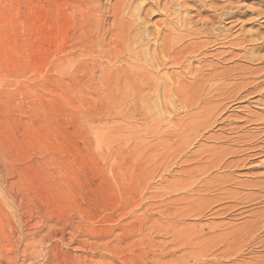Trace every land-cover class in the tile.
<instances>
[{
  "label": "rangeland",
  "instance_id": "1",
  "mask_svg": "<svg viewBox=\"0 0 264 264\" xmlns=\"http://www.w3.org/2000/svg\"><path fill=\"white\" fill-rule=\"evenodd\" d=\"M91 2L0 0V264H43L34 250L120 264L101 248L150 243L173 245L184 264H264V0L176 1L190 49L181 65L146 60L158 81L192 83L170 101L107 95L113 77L81 47L100 21ZM148 18L162 28L160 12ZM10 226L38 242L8 250Z\"/></svg>",
  "mask_w": 264,
  "mask_h": 264
},
{
  "label": "bare ground",
  "instance_id": "2",
  "mask_svg": "<svg viewBox=\"0 0 264 264\" xmlns=\"http://www.w3.org/2000/svg\"><path fill=\"white\" fill-rule=\"evenodd\" d=\"M113 1H114L113 3L111 2L112 5H110V6L106 5V7L108 6L106 8L100 3V0H92L90 7L93 8L94 12L96 13V16H97V14H98V16H100V21L99 22L96 21L97 24L95 26H87L85 28V30L83 28L84 34H83L82 38H83V40L85 39V44H83V46H81L83 50L87 49L90 51H95V53H92V55H91L93 58L92 64L95 65L96 69L100 72V75L101 76L103 75V77L106 78L105 81L110 80V83H111V76L113 77V80L111 83L112 86H110L111 84L107 85V87L110 89V90H108V92L106 91L107 95L114 96L118 99L139 98V100L143 99V97H146V96L150 97V94H152V95L154 94L156 96L161 95L166 100L167 99L171 100L172 95H175L176 98L178 96H180L181 95L180 92L183 89L188 88L189 84L192 85L190 80H189V82L184 81V80H186V78L182 74H180L181 73L180 72L178 74L177 73H171V74L168 73L170 75L167 76L166 79H165V77H163L162 80L158 81L159 77H161V76H159V77L152 76L150 73L151 71H149L150 68L147 67V65H146V62H147L146 60H148V59L154 60L153 64L151 62V66L154 64H157V63L160 64L162 62H163L162 64H164V62L166 63V61H168V60L172 61V63L174 65H181L182 60H183V56H181V55L184 54V51H188V49H190V48H188L189 45H187V44H186V46L181 45V41L184 38H186L187 36H189L190 33L186 34V35L181 34V31L186 30V26H187L186 24L189 22H187L188 20H186V22H187L186 23L185 19L182 17L183 15L181 16L180 6H179V3L176 2L177 0L173 1L171 4H168L169 1L167 2V0H166L159 7H158V3L155 4L156 5L155 7L154 6L152 7V5L147 6V5H149V1L145 2L146 0H140L136 4L134 3V0H113ZM111 3H109V4H111ZM55 7H56V5H55ZM63 7H64V5H63ZM108 8H110V9H108ZM86 9H89V8L86 7ZM90 11H91V9H90ZM106 11L107 12L110 11L109 13H111L112 20L109 22H106L107 18L105 19L104 17H101V15H103V12H106ZM92 12H90V13H92ZM94 12H93V14H94ZM157 12H160L162 15V19H160V23L163 26L160 30L157 29L155 31V29L152 30L149 28L150 25L148 26V22L146 19H149L148 17H150V16L151 17L154 16L155 14H157ZM187 12H189V11H187ZM79 13H82V12H79ZM222 13H223V11H222ZM85 15L88 17L87 14H85ZM96 20H97V18H96ZM78 21H79L78 26L79 25L81 26V25L87 23V21H85L84 18H81V20L79 18ZM199 31L198 32L196 31V32L199 33ZM183 33H186V32H183ZM107 35H109V40L106 38ZM110 40H112V41H110ZM109 45H111L110 49L108 48ZM180 45L182 46L181 48H179ZM190 45H192V44H190ZM66 53H68V52H66ZM125 56L127 57V59L130 60L127 63L125 61L121 60V58H124ZM160 56H161V58H160ZM98 57H100V58H98ZM69 59H71V58H69ZM117 62H120V63L116 64ZM189 73H190V71H189ZM209 73L208 72L206 73L207 76L208 75H209V77L213 76L212 72L210 73L211 75ZM163 74H164V72H163ZM206 74H205V77H207ZM108 75H110V76H108ZM214 76H215V74H214ZM199 77L202 80L201 77H204V76L202 75ZM220 77H222V76H220ZM73 79H75V78H73ZM192 79H194V78H192ZM197 79L198 78H196V80ZM207 80L208 79H206V81ZM194 81L195 80H193V83H194ZM95 86H97V85H95ZM152 89H153V91H152ZM149 91L151 93H148ZM179 98H181V96ZM173 119H174V117H173ZM18 225H20V224H18ZM27 227H29V226H27ZM51 227H53V226H51ZM163 228H164L165 234L167 236H169L168 235L169 231H172V234L170 235L171 240L169 241L170 244L172 245L176 239L175 237H178L177 234L175 235V233H177V232L174 231V227L172 225L171 226L166 225ZM34 238H35V234L33 232H31V230L29 231V229L26 227L24 228L21 226H15V227L10 226L8 228V230L6 231L5 235L3 236V241H4L3 245L8 246L7 247L8 250H9V247L12 248V245H14V243L17 246L22 242H25L26 246L28 245L30 247H33L32 243L38 242ZM39 238H40L39 242H41V241L44 242V240H47L46 235H40ZM190 238H191V236L189 237V239ZM186 241H187V239H186ZM164 242H165V240H164ZM179 243H181V242H179ZM190 243H191V241H190ZM184 244H186V243H184ZM189 245L191 246L192 244H189ZM181 246H182V244H181ZM46 247H48V245ZM101 247H102V245H101ZM169 248L170 247H166L165 244L163 246H160L158 244L150 243L146 246H143L142 248H138L136 252H131L129 254L117 253V251L111 247H108V248L102 247L101 251H103L105 253L108 252L111 256H114V258L116 260L120 261L119 262L120 264H121V262L124 264H184L185 261L183 262V260H185V259L180 260L179 258L174 256V253H176L175 247H173V245H172V247L170 249ZM34 256H40L41 259L44 260V262H41L43 264H81L78 261L79 258H81L80 255L72 254V253L70 254L69 252H64L61 255V254H57L55 252L52 253L50 250H45L43 252V254L40 255V254H38V252H35V250H34ZM95 256H97V255H95ZM208 256H210V255H208ZM92 257L93 256H91V259H93L95 264H104V260H107V257H105L103 255V253H101L99 255V257H97V261H96V259H94ZM191 257H192L191 255L186 256L185 257L186 261H188L189 258H191ZM98 259L100 260V262L98 261ZM111 259L113 260V258H111ZM163 259H167V260L163 261ZM39 260H40V258H39ZM101 260H103V261L101 262ZM8 262H10V261H8ZM22 262H24V261H22ZM90 262H91V260H90ZM106 263L108 264L109 262H106ZM88 264H92V263H88Z\"/></svg>",
  "mask_w": 264,
  "mask_h": 264
}]
</instances>
